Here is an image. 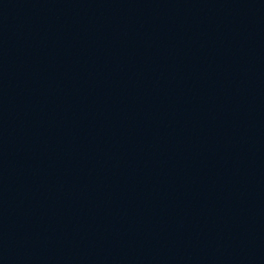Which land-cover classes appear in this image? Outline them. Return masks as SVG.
Wrapping results in <instances>:
<instances>
[{
	"label": "water",
	"instance_id": "1",
	"mask_svg": "<svg viewBox=\"0 0 264 264\" xmlns=\"http://www.w3.org/2000/svg\"><path fill=\"white\" fill-rule=\"evenodd\" d=\"M0 264H264V0H0Z\"/></svg>",
	"mask_w": 264,
	"mask_h": 264
}]
</instances>
